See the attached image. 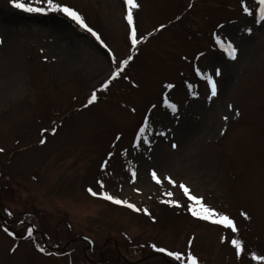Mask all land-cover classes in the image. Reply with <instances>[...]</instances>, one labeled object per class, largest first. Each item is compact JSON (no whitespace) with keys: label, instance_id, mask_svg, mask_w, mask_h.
<instances>
[{"label":"rangeland","instance_id":"374dc122","mask_svg":"<svg viewBox=\"0 0 264 264\" xmlns=\"http://www.w3.org/2000/svg\"><path fill=\"white\" fill-rule=\"evenodd\" d=\"M55 2L97 28L118 61L127 57L123 0ZM136 2L135 27L147 42L85 109L110 77L108 55L62 16L21 13L0 0V264H178L149 245L191 252L197 264H256L252 255L264 257V24L241 9L244 3L254 12V0ZM214 34L234 45L236 60L216 47ZM196 68L213 76L212 100ZM169 83L175 115L162 106ZM146 116L148 144L133 148ZM153 171L229 216L244 258L237 261L230 231L193 219L186 203L161 204L162 192L186 200L163 179L155 184ZM97 181L139 211L90 196L88 189L100 192ZM26 228L32 238H25Z\"/></svg>","mask_w":264,"mask_h":264},{"label":"snow or ice","instance_id":"6c2138e0","mask_svg":"<svg viewBox=\"0 0 264 264\" xmlns=\"http://www.w3.org/2000/svg\"><path fill=\"white\" fill-rule=\"evenodd\" d=\"M255 4V11H250L248 6L244 3H241V9L243 11L244 16L246 17H253L255 24L262 25L264 24V0H254ZM12 9L18 10L21 13L29 14V15H39V16H49L50 14H55L62 16L63 18L67 19L69 22H71L73 25L78 27L82 32L87 33L89 36H91L96 43L105 50L108 57L111 60L112 69L110 71V77L106 79L102 86L98 87L95 91H92L89 95V98L87 102L84 104V108L87 109L90 106L97 103V93L98 92H106L109 89V86L111 83L117 79H120L122 74L125 73L126 69L132 62L133 58L138 54V47L141 44H144L147 42V37L140 38L137 35V30L135 27V21H134V10H139V4L136 2V0H123V6L125 10V15L123 17L124 21L126 22L127 29H128V43L130 45V50L127 55L126 59L123 60H117L113 52L108 49V47L103 43L100 35L96 31H94L86 22L83 16L78 13L73 7L68 6L66 4H61L58 2H55V0H26V2H21V0H11L10 4ZM191 7V5L189 6ZM179 19V17L177 18ZM166 25H162L161 27L156 29V32H162ZM154 35V33L152 34ZM248 35H251V31L248 32ZM213 40L215 42L216 47L227 57L228 60L234 61L237 59V49L234 47V45L230 41L222 40L218 35H213ZM203 53H201V56ZM197 59H200V57H197ZM195 74L197 77H199L201 80L205 81L209 90V100H212L217 96V85L212 75H209L207 73L201 72L198 68L194 69ZM221 75L220 70H216L215 76L219 77ZM133 87H136V85H133ZM164 89H166L165 94L162 97V106L170 111L173 115H175L178 111L177 106L174 103H171L168 99L167 93H170L174 89L173 84H164ZM189 91L191 92V86H189ZM156 107V105H153V109ZM150 109L149 111H151ZM79 111V109H78ZM229 111H231V105H229ZM236 116H239V113H236ZM225 121L227 120V117L224 118ZM149 131V118L146 116L144 118L143 124L139 127L138 131L135 134V140L133 142L132 147L138 149L139 143L141 140H143V143L148 144V140L145 139L146 133ZM51 135H55L56 132L53 130ZM221 135H224L225 133L222 131L220 133ZM41 139L40 143L41 145L45 144L46 141L43 139L45 133H41ZM157 135L164 136L165 133L159 132ZM121 138L118 136L116 137V140L119 141ZM113 148L116 147V145H112ZM173 149L177 147V145H172ZM3 152V149H0V153ZM125 153H121V155H124ZM112 158V154H109L108 158L104 161V165H102L101 170L103 171L108 163V161ZM151 178L153 182L157 185H162V179L167 182L168 185H170L172 188H179L180 192L183 194V197L186 200V208H187V214L190 215L193 219L197 221L206 222L210 225L217 226L219 228H222L224 230H228L232 233L233 239L230 241V247L234 249L235 257L237 261H240L244 258L245 254V248L241 240L238 238V228L235 224V222L227 215L222 214L218 212L217 210L213 209L212 207L205 204L202 198L197 197L194 195L191 190L186 187L184 184L177 185L171 178L169 177H163L158 178L157 173L155 171L150 173ZM131 176L133 177L132 183H135V177L136 173L132 172ZM99 184L100 192L96 193L93 192L91 189H88V193L90 196H93L94 198L107 201L113 205H117L126 209L131 210L132 212H138L139 209L134 206L132 203H129L126 200H121L115 198L113 195L109 194L107 191H104L105 185L103 182L97 181ZM137 195H139V192H137ZM161 195L165 197V199H161L159 202L161 204H167L168 207L180 209L184 207L185 205L176 202L173 200V193L172 192H162ZM145 216H150V214L145 210L143 212ZM11 213H9V216ZM243 218L245 220H248L249 217L241 213ZM4 232L7 234V236L15 239L13 236V233L8 231L7 228L3 229ZM33 236V229L28 228L27 229V236L26 239L32 238ZM222 244L226 242L225 237H221ZM91 243V242H89ZM192 240L188 241V247L191 248ZM143 247V246H142ZM151 247L153 252L161 253L164 257L170 258L173 262H178V264H197V260L193 257L191 252H188L187 254H182L179 252H174L171 250H167L162 247H157L156 245H149ZM13 253L16 251V248H13L11 250ZM36 251L43 254V255H52V253L47 252L42 247H37ZM252 261H256V264H264V257H258L256 255H252L250 258Z\"/></svg>","mask_w":264,"mask_h":264},{"label":"trees","instance_id":"16d2710c","mask_svg":"<svg viewBox=\"0 0 264 264\" xmlns=\"http://www.w3.org/2000/svg\"><path fill=\"white\" fill-rule=\"evenodd\" d=\"M88 25H89V24H88ZM89 26H90V25H89ZM90 27L92 28V26H90ZM96 29H97V28H96ZM96 29L93 28V30L96 31V32L98 33V35H100L101 32L98 31V29H97V30H96ZM126 34H127V31H126ZM137 35H138V34H137ZM90 37H91V36H90ZM100 37H101V36H100ZM138 37L143 38L141 35H138ZM92 39H93V38H92ZM101 39H102L103 43L105 44L104 38L101 37ZM103 50H104V49H103ZM120 58H121V60H123V59H126L127 57H126V56H122V57H120ZM87 98H88V97H87ZM176 202H179V203H181V204L187 203V202H183V203H182V202H180V201H178V200H177ZM165 249L169 250V249L166 248V247H165Z\"/></svg>","mask_w":264,"mask_h":264}]
</instances>
